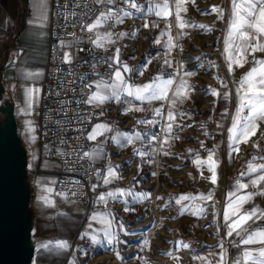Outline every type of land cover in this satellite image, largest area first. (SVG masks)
<instances>
[{
	"label": "crops",
	"instance_id": "obj_1",
	"mask_svg": "<svg viewBox=\"0 0 264 264\" xmlns=\"http://www.w3.org/2000/svg\"><path fill=\"white\" fill-rule=\"evenodd\" d=\"M123 1L100 3L103 7L110 5L132 15L123 16L116 27L108 25L106 20L93 30V42L113 45L116 58L119 50L116 68H120L127 84L133 88L150 83L156 77L161 80L175 77L178 83L185 72H192L193 75L184 76L191 88L187 90L186 98L182 102L177 101L174 107L171 99L175 85L169 90V99L165 100L138 101L122 93L119 100L94 103L104 117L94 123L90 133L96 125H108L112 130L97 135L95 140L88 139L89 152H100L98 156L91 157L92 166L98 172L96 202L87 208L55 195L53 187L60 162L50 150L42 148L39 140V105L48 61L52 0H46L44 11L47 19L43 23L34 19L40 8L37 0H0V131L14 121L24 152L30 218L29 246L33 249L31 264H89L93 259L99 264H150L145 257L156 253L166 260L165 253L174 252L177 256L183 250L175 242L188 238L187 224L190 229L201 218H214V225L223 231L226 239H223L224 243L204 249H185L190 253L191 264H219L222 252H225L223 264H233L246 247H264L262 244L243 245L240 243L241 237L235 233L228 236L223 219L230 199L235 202L236 197L249 192L257 194L243 204L241 211H250L257 206L264 210V195L259 194L264 189V181L255 186L251 183L262 173L240 175L247 172L248 162L253 156L264 157V123L260 124L247 144L240 143L238 153L233 152L229 156L228 147V129L239 102L236 94L239 81L254 66L255 59H264V52L245 53L247 62L242 67L232 64V71H229L225 38L229 31L232 0H210L203 19L199 18L198 0H186V11L180 12V17L187 22L183 29L178 27L176 21L175 0H168L171 14L167 16L155 15L158 10L155 5L162 4L163 0H136L141 6L139 11L128 4L124 6ZM150 6L153 7L152 12L148 11ZM213 7L222 9L223 15L212 11ZM102 12L107 11L102 10L91 24ZM29 20L34 22L30 24ZM145 23L148 27L144 26ZM197 24L206 25L207 28L196 33L192 25ZM106 33L112 34L111 42L97 40V34L103 37ZM121 33L126 35L121 36ZM170 38L171 49L167 46ZM157 40L160 43H156ZM123 65L130 70L124 72ZM28 73L40 75L29 77ZM97 81L111 82L110 79H94L91 95L97 91ZM209 87L216 89L220 95L213 96ZM29 88L33 89L30 107L27 96ZM225 92L229 93L228 100L223 98ZM137 108L142 110L137 111ZM156 108L161 109V116L154 114ZM226 108L227 115L224 114ZM170 109L176 113V117L171 133H167L165 127ZM153 119L158 123H138ZM160 129L164 131L161 141L170 137L163 148L161 141L150 139ZM118 132L139 134L141 138L120 147L111 140ZM256 144L259 147H255ZM139 152L147 155L142 157L137 154ZM165 152L168 154L165 155ZM210 154L215 161L216 183L211 181L213 173L208 164L197 167L193 163L196 159L207 160ZM253 163L264 164V159H256ZM109 167L115 170L117 178L108 177ZM195 174L201 178V182L194 183ZM106 177L111 183H104ZM238 181L248 187L237 191ZM49 188L51 192L47 191ZM130 188L135 192L149 193L150 196L140 202L130 196L117 199L106 196L107 192ZM180 188L185 190L184 195L199 197L201 193L197 190H203L204 195L211 192L212 198L207 201L197 198L177 205L175 198L182 194ZM229 193H235V196L230 198ZM101 195H105V201L99 200ZM182 205L188 207L180 214ZM200 208L204 209V215H194ZM108 221H111L109 231L116 237L112 244L104 239L103 229L108 226ZM257 225L264 227V219L256 221L255 225L249 221L246 226ZM86 232L88 236L83 235ZM92 235H96L102 243L94 244ZM85 239L89 240L87 244H84ZM58 241H66L68 247H57ZM42 244H48V248H41Z\"/></svg>",
	"mask_w": 264,
	"mask_h": 264
},
{
	"label": "snow or ice",
	"instance_id": "obj_2",
	"mask_svg": "<svg viewBox=\"0 0 264 264\" xmlns=\"http://www.w3.org/2000/svg\"><path fill=\"white\" fill-rule=\"evenodd\" d=\"M108 3L113 4L115 0H96V3ZM129 7L140 10L141 6L136 3V0H124ZM39 8V14L34 17L36 21L43 23L47 16L45 14L44 8L46 4V0H37ZM186 0H175V17L178 23V27L183 29L186 27V21H184L180 17L181 11H186L184 4ZM158 9L155 11V15L157 16H167L171 13L169 12V4L168 0H163L162 4L155 5ZM149 12L153 11V7H149ZM212 11L220 12L221 16L223 15V10L217 7H213ZM114 13L111 9L107 12H102L100 16L96 19L93 24L86 25L88 31H93L95 28L99 27L102 23L106 22V20L112 19ZM124 16H131L132 13L125 11L123 13ZM117 20L122 22V17H117ZM33 20H29L28 23H33ZM145 27H148V24L145 23ZM155 26V25H153ZM193 27L199 28H207L206 25H192ZM111 33H106L103 37L97 34V40H108L111 42ZM121 36L126 35L125 33H121ZM156 43H160L159 40L155 41ZM97 46L103 47V44H98ZM167 46L169 49L173 47L171 38L167 42ZM260 51L264 52V0H232V9H231V19L229 22V31L228 36L225 38V52L228 53L227 59L230 61L229 63V71H232V64H236L237 66H243L244 63L247 62L245 53L254 54L255 52ZM119 50L117 49V58L116 63H119L118 59ZM232 53H236L235 56ZM71 57L69 53L64 54V60L70 61ZM196 59H200L197 57ZM166 64L169 61H165ZM202 66V65H201ZM109 67H112L110 64ZM182 67V66H181ZM124 72L129 71L130 69L127 65H123ZM40 73H28L29 77L38 76ZM192 72H185L183 76H180L179 82H176L175 77L168 78L166 80H161L159 77L154 78L150 83H146L142 86H133L127 84V81L124 78L123 72L120 68H116L112 73L110 78L111 82H100L97 81V91L93 92L92 95L87 99V103H96L103 104L106 101L116 99L119 100L122 93H126L129 97H134L138 101H152V100H165L169 99V90L172 91V99L171 104L173 107L177 103V101L182 102L184 98L187 96V90L191 88V85L184 79V76H191ZM223 83V82H221ZM239 88L236 90V94L238 97V104L235 108V113L232 116L231 127L228 129L229 132V156L232 155L233 152L238 153L240 151L239 145L240 143L247 144L251 138L256 134V131L259 129L260 124L264 123V59H255L254 66L241 77L239 81ZM35 91H39L36 89ZM209 91L213 96H219L220 93L211 87H209ZM33 89H27L28 103L29 107L31 106V98H32ZM223 98L225 100L229 99V93L225 92L223 94ZM137 111L142 109L137 108ZM245 110H247V114H245ZM154 114L157 116H161L162 112L160 108H156L153 110ZM228 109H225L224 114L227 115ZM180 115H184L183 113H179ZM176 113H174L171 109L168 111L167 115V124L165 127V131L167 133H171L173 128V122L175 121ZM138 123L143 124H156L158 123L156 120H140ZM219 127V125H218ZM112 129L108 125H96L92 132L89 134L88 139L95 140L97 135H103L105 132H109ZM207 134V133H205ZM139 134H129V133H120L112 136L111 140L123 147L125 144H132L134 139H140ZM170 137H166L165 140L161 141V148L163 145L168 142ZM178 138V137H177ZM151 140H157L158 137L153 135ZM203 146V142H201ZM255 147H259L258 144L254 145ZM192 150H189L191 152ZM100 150L93 151L91 153H84V156L95 157L99 155ZM140 156H146L147 153L139 152L137 153ZM168 153L165 152V155ZM256 159H264V157H255L248 162V170L247 172H242L240 175H250L252 173L261 172L262 174L258 175L255 179L251 181L252 185H259L262 181H264V164H254L253 161ZM197 167H200L202 164H208L209 170L213 173L211 176L212 183H216V172H215V161H213V156L210 154L207 160L196 159L193 161ZM155 175V173H153ZM108 177L117 178L116 172L112 167L108 168ZM105 184L111 183L109 178L104 179ZM238 183V189L247 188V184ZM95 187V186H93ZM48 192H51L52 189H47ZM257 193L249 192L243 196L236 197L235 202H232L230 199V203L227 206L226 210L223 214V219L227 226V235L232 236L233 233L235 235L240 236V243L243 245H253V244H262L264 245V227L257 225L256 227L246 226L249 221H252V224H256V221L264 219V210H260L257 207H253L250 211H241L243 204L247 203L252 199L254 195ZM259 194L264 195V189L260 190ZM107 197H111L113 199L122 198L125 196H130L134 201L140 202L144 199L149 198L150 194L146 192H135L133 189H117L115 192H107ZM235 196V193H229V197ZM200 199L202 201H207L212 198V193L209 192L207 195L203 193L200 194L199 197L191 196V195H179L178 198H175V203L177 205H181L183 201H190ZM157 199H161L157 197ZM100 201H105V195H101L99 197ZM127 203V201H124ZM46 203H50V201H46ZM167 205H165L166 207ZM187 205H182L181 213L183 214L185 210H187ZM128 210L127 208L125 209ZM194 215L202 216L204 215V209L200 208L199 211L195 212ZM95 215L93 219H95ZM107 227L103 229L104 239L108 244H112L116 241V237L112 234L109 229L111 228V221L107 222ZM91 228V225H89ZM123 227V225H121ZM84 236H88L89 233H84ZM92 242L94 244H100L102 241L96 236H91ZM118 242V241H117ZM147 243V242H145ZM169 243H173L169 241ZM175 244L178 247L188 248L189 245L184 243L183 241H176ZM57 247L67 248L68 244L66 241H58ZM221 248L223 245H220ZM41 248H48V244L40 245ZM226 251V250H225ZM171 253H165V255H170ZM225 252L220 254L219 264H223ZM119 258V253H117ZM195 259H205L204 257H194ZM264 264V247L260 248H248L246 247L241 253L240 257L233 261V264Z\"/></svg>",
	"mask_w": 264,
	"mask_h": 264
},
{
	"label": "built area",
	"instance_id": "obj_3",
	"mask_svg": "<svg viewBox=\"0 0 264 264\" xmlns=\"http://www.w3.org/2000/svg\"><path fill=\"white\" fill-rule=\"evenodd\" d=\"M122 4L127 5L124 1ZM109 9L114 15L108 25L116 27L117 17L124 16L120 9L103 7L96 0H52L48 61L41 84L40 145L60 162L54 193L87 208L96 202L93 186L98 172L92 166V158L83 154L90 153L91 128L104 117L87 99L91 96L93 80L110 79L117 63L116 48L111 44L97 46L93 42L94 32L85 26L102 10ZM65 53L70 54V61L64 60ZM163 135V129L157 131L156 141L160 142ZM88 241L85 239L84 244ZM99 263L93 259L89 264Z\"/></svg>",
	"mask_w": 264,
	"mask_h": 264
},
{
	"label": "water",
	"instance_id": "obj_4",
	"mask_svg": "<svg viewBox=\"0 0 264 264\" xmlns=\"http://www.w3.org/2000/svg\"><path fill=\"white\" fill-rule=\"evenodd\" d=\"M8 146L15 160L8 166L3 158ZM24 152L17 138L15 122L0 131V264H31L33 249L29 246L28 191L25 185Z\"/></svg>",
	"mask_w": 264,
	"mask_h": 264
},
{
	"label": "rangeland",
	"instance_id": "obj_5",
	"mask_svg": "<svg viewBox=\"0 0 264 264\" xmlns=\"http://www.w3.org/2000/svg\"><path fill=\"white\" fill-rule=\"evenodd\" d=\"M210 0H198V11H199V18L203 19V16L206 14V6H208V2ZM207 14H210L209 12ZM199 25V24H197ZM203 28L195 27L194 31L197 33V31L202 32ZM185 32V30H184ZM196 180H194V183H197L198 181L201 182V178H197V175L195 174ZM180 180V176H179ZM184 180V179H183ZM182 180V181H183ZM185 181V180H184ZM200 186V185H199ZM186 188V186L184 187ZM202 188V187H201ZM185 190H181L180 193L183 194ZM200 193H204L203 190H197ZM208 208V207H207ZM209 212V210H207ZM208 221V222H205ZM214 218L206 220L205 218L198 219L197 222H195V226H191L189 229L188 224L186 228L187 236L188 238H182V241L184 243H187L189 245L188 248H183V250L177 254V256L174 255V252H172L170 255H167V259L164 260L162 257H159V255L152 254L148 258L150 264H191V256L190 253L185 249H204L205 247L214 246L218 243H224L223 239H226V236L223 234V231L219 227H216L214 225ZM184 229H183V235H184ZM192 236V237H190ZM222 239V240H221ZM187 251V252H186ZM183 256V257H181Z\"/></svg>",
	"mask_w": 264,
	"mask_h": 264
},
{
	"label": "bare ground",
	"instance_id": "obj_6",
	"mask_svg": "<svg viewBox=\"0 0 264 264\" xmlns=\"http://www.w3.org/2000/svg\"><path fill=\"white\" fill-rule=\"evenodd\" d=\"M13 153V148L12 146H8L7 151L3 154V158L8 160V166L11 167L12 165H14L15 160H13V158L10 157V155ZM4 169L0 167V177L2 176V174L4 173Z\"/></svg>",
	"mask_w": 264,
	"mask_h": 264
}]
</instances>
